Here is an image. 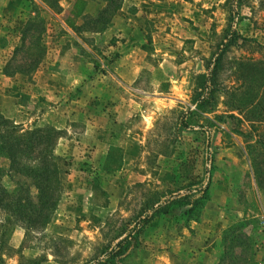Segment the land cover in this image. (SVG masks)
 <instances>
[{"label":"rangeland","instance_id":"1","mask_svg":"<svg viewBox=\"0 0 264 264\" xmlns=\"http://www.w3.org/2000/svg\"><path fill=\"white\" fill-rule=\"evenodd\" d=\"M119 4L100 18L104 0H0V112L19 134L54 129L60 158L44 222L0 207L2 264H83L154 192L200 169L201 136L177 122L227 27V0ZM240 12L244 39L226 53L216 106L205 113L221 116L208 198L190 219H155L119 264L264 262V121L228 104L239 61L264 59V0ZM8 167L0 155V184L35 203L30 178Z\"/></svg>","mask_w":264,"mask_h":264},{"label":"trees","instance_id":"2","mask_svg":"<svg viewBox=\"0 0 264 264\" xmlns=\"http://www.w3.org/2000/svg\"><path fill=\"white\" fill-rule=\"evenodd\" d=\"M44 1L53 7L56 0ZM104 1L106 6L100 10L98 15L100 18L106 17L120 5V0ZM245 1L227 0L229 7L227 27L214 51L204 61L202 70L197 74L191 100L192 107L181 112L178 118V129L201 136L198 157L200 169L197 175L172 189L154 192L98 255L83 264H119L138 247L141 234L155 219L173 212L184 219H190L208 198L213 169L212 144L219 131L215 119H220L221 116L211 119L206 117L205 113L212 111L216 106L220 90L219 74L226 63V53L232 46L237 45L239 40L244 39L239 24L243 19L240 8ZM238 72L241 83L230 91L231 98L228 104L233 109L244 111V116L251 123L264 121V59L257 62L242 59L238 63ZM16 130V126L0 112V155L9 160L8 172L24 174L30 178L37 190L36 202L30 201L29 195L14 198L0 184V207L10 210L16 218L41 223L49 216L55 203L54 198L57 197L52 176L60 170L58 167L60 158L53 155L57 132L52 128H36L19 134ZM261 138L264 146V128ZM2 263L0 258V264Z\"/></svg>","mask_w":264,"mask_h":264},{"label":"built area","instance_id":"3","mask_svg":"<svg viewBox=\"0 0 264 264\" xmlns=\"http://www.w3.org/2000/svg\"><path fill=\"white\" fill-rule=\"evenodd\" d=\"M262 224L264 225V221H262ZM263 264H264V262H263Z\"/></svg>","mask_w":264,"mask_h":264}]
</instances>
